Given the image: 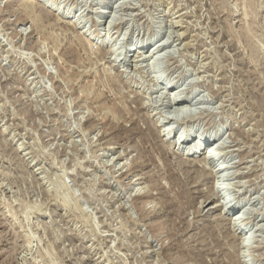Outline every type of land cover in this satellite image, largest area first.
<instances>
[{
  "label": "rangeland",
  "instance_id": "rangeland-1",
  "mask_svg": "<svg viewBox=\"0 0 264 264\" xmlns=\"http://www.w3.org/2000/svg\"><path fill=\"white\" fill-rule=\"evenodd\" d=\"M0 264H264V0H0Z\"/></svg>",
  "mask_w": 264,
  "mask_h": 264
},
{
  "label": "bare ground",
  "instance_id": "bare-ground-1",
  "mask_svg": "<svg viewBox=\"0 0 264 264\" xmlns=\"http://www.w3.org/2000/svg\"><path fill=\"white\" fill-rule=\"evenodd\" d=\"M71 24V23H70ZM90 48L91 49H93V47H92V45L90 46ZM177 111V110H176ZM179 142V141H178ZM196 143V144H195ZM195 143H194V146L196 145V147H193L192 148V152H189L188 153V156H193L194 157V155H196V154H198V153H200L201 152V148H202V146H203V141H200L199 139L198 140H196L195 141ZM208 151L205 153V158H207V160H210V162L212 161L211 159H213L212 157H214V155H212L211 153H213V152H211L210 151V149H207ZM211 168H212V171L218 176V173H220V171H219V169L220 168H214V166L211 164ZM218 166H220V165H218ZM192 168H193V166H192ZM192 170V169H191ZM200 170V169H199ZM202 170V169H201ZM201 172H203V171H201ZM195 173V172H194ZM214 174V175H215ZM220 175V174H219ZM214 185H213V191L215 192V194H216V190L219 188V186H217V184H216V182L215 183H213ZM217 196V199L219 200V202H220V199L221 200H224V198L222 197V196H218V195H216ZM210 203H208V204H206V206L205 207H208V205H209ZM225 206H227L228 207V205L225 203L224 204ZM230 209V208H229ZM235 221V220H234ZM236 225V224H235ZM240 227V226H239ZM237 231L239 230V232H240V234L243 236V241H242V243H245L246 242V235H244V233H243V231L240 229V228H237L236 229ZM244 245V244H243Z\"/></svg>",
  "mask_w": 264,
  "mask_h": 264
},
{
  "label": "water",
  "instance_id": "water-1",
  "mask_svg": "<svg viewBox=\"0 0 264 264\" xmlns=\"http://www.w3.org/2000/svg\"><path fill=\"white\" fill-rule=\"evenodd\" d=\"M213 161H215V160H213ZM213 161H211V163L214 166V168H218V165L215 162H213Z\"/></svg>",
  "mask_w": 264,
  "mask_h": 264
}]
</instances>
